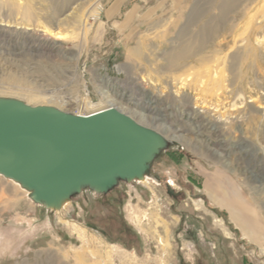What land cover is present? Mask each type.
Masks as SVG:
<instances>
[{
  "label": "rangeland",
  "instance_id": "1",
  "mask_svg": "<svg viewBox=\"0 0 264 264\" xmlns=\"http://www.w3.org/2000/svg\"><path fill=\"white\" fill-rule=\"evenodd\" d=\"M108 3L0 0V101L85 114L110 97L159 139L142 180L54 208L0 175V264H264V0H184L125 27Z\"/></svg>",
  "mask_w": 264,
  "mask_h": 264
},
{
  "label": "water",
  "instance_id": "2",
  "mask_svg": "<svg viewBox=\"0 0 264 264\" xmlns=\"http://www.w3.org/2000/svg\"><path fill=\"white\" fill-rule=\"evenodd\" d=\"M153 136L113 107L80 115L0 101V172L25 183L37 202L83 184L100 193L141 174Z\"/></svg>",
  "mask_w": 264,
  "mask_h": 264
},
{
  "label": "crops",
  "instance_id": "3",
  "mask_svg": "<svg viewBox=\"0 0 264 264\" xmlns=\"http://www.w3.org/2000/svg\"><path fill=\"white\" fill-rule=\"evenodd\" d=\"M184 0H109L108 6L105 10V15L108 17V22L111 26L125 27L137 22L142 24L145 20L159 15L166 8H173ZM128 5L124 14V18L119 21L113 20L118 17L123 11L124 7Z\"/></svg>",
  "mask_w": 264,
  "mask_h": 264
},
{
  "label": "bare ground",
  "instance_id": "4",
  "mask_svg": "<svg viewBox=\"0 0 264 264\" xmlns=\"http://www.w3.org/2000/svg\"><path fill=\"white\" fill-rule=\"evenodd\" d=\"M233 2H228V3H226L225 5H224V7H223V10H225V9H227V8H229L230 6H231V4H232ZM26 9L24 10L25 11V14L26 13H28V10L29 9H27V7H25ZM23 10V9H22ZM189 41V40H188ZM187 40L186 41H184V43H183V46H181V48H179L178 50H176V51H174L173 53H170L169 55H168V57H167V62H168V65H167V67H168V69L170 70V71H175V70H177V69H179V60H181V59H183V58H186V57H188L189 56V54H193L194 53V51H196L195 49V46H194V44H193V42L192 41H189L188 42ZM179 46V45H178ZM133 55H138L137 54V51H131L130 52V56H133ZM205 73V72H204ZM212 74V76L213 77H216V75H217V71L215 70L213 73H211ZM178 76V75H177ZM200 76V75H199ZM204 76V75H203ZM183 77V76H182ZM201 78H203V77H201ZM188 81V78L186 77V78H182L181 79V84L182 85H184V84H186V82ZM199 82V81H198ZM216 82V81H215ZM103 93H107V92H105V91H103ZM108 96V95H107ZM108 100H110V102H111V104H110V107L112 106L113 108H115L116 106H115V104L113 103V101H114V99L113 98H110V97H108ZM108 108V107H107ZM104 109V108H103ZM117 109V108H116ZM99 110H101V109H99ZM119 110V109H118ZM95 111H98V110H95ZM95 111H93V112H95ZM120 111H121V109H120ZM93 112H89V113H93ZM122 112H124V111H122ZM89 113H85V114H89ZM125 113V112H124ZM80 115H83L84 113H79ZM127 114V113H126ZM129 115V114H128ZM136 115H138L140 118H144V115L142 114V113H138V112H136ZM130 116V115H129ZM130 117H132V116H130ZM133 118V117H132ZM134 119V118H133ZM135 120V119H134ZM136 121V120H135ZM136 122H138V123H140L139 121H136ZM142 124V123H141ZM153 138H155L156 139V141H159V139L158 138H156V137H154L153 136ZM0 175L1 176H4V178H8V179H11L12 180V182L14 183L15 182V184H13V185H15L19 190H21V191H23L24 193H27V192H30L31 190L27 187V185L25 184V183H23L22 181H19L18 179H16V178H13V177H10V176H7L6 174H4V173H2V172H0ZM138 179H140V180H142V177H141V175L140 174H138ZM63 195L62 194H55V195H53L52 197H49V198H46L45 199V201H46V205L47 206H49V207H52V208H54L55 206H56V202H58V201H61V200H64L63 199V197H62ZM198 205V204H197ZM202 209L201 208V205L200 206H198V209ZM216 221L218 222V224H220V225H223V223H222V221L221 220H219V219H216ZM227 233V232H226ZM228 234V233H227ZM263 251V250H262Z\"/></svg>",
  "mask_w": 264,
  "mask_h": 264
},
{
  "label": "trees",
  "instance_id": "5",
  "mask_svg": "<svg viewBox=\"0 0 264 264\" xmlns=\"http://www.w3.org/2000/svg\"><path fill=\"white\" fill-rule=\"evenodd\" d=\"M117 186H111V187H109L106 191H104V193L102 194V195H106V194H108V193H112L113 192V190H116L115 188H116ZM168 190H169V188H168ZM170 191V190H169Z\"/></svg>",
  "mask_w": 264,
  "mask_h": 264
},
{
  "label": "built area",
  "instance_id": "6",
  "mask_svg": "<svg viewBox=\"0 0 264 264\" xmlns=\"http://www.w3.org/2000/svg\"><path fill=\"white\" fill-rule=\"evenodd\" d=\"M77 114H79V113H77Z\"/></svg>",
  "mask_w": 264,
  "mask_h": 264
}]
</instances>
